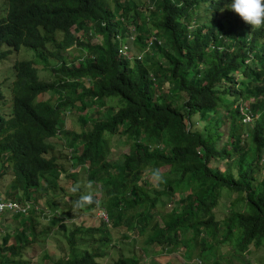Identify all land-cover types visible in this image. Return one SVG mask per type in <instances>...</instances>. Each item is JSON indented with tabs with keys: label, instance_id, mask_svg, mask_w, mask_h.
I'll use <instances>...</instances> for the list:
<instances>
[{
	"label": "trees",
	"instance_id": "trees-1",
	"mask_svg": "<svg viewBox=\"0 0 264 264\" xmlns=\"http://www.w3.org/2000/svg\"><path fill=\"white\" fill-rule=\"evenodd\" d=\"M5 3L0 45L23 44L33 50V59L47 68L58 66L54 69L60 74L46 81L34 62L15 65V116L0 123V192L4 189L6 196L18 200L46 198L52 214L49 226L39 233L33 212L25 220L20 216L21 232H11L1 222L0 264H29V243L37 234L54 233L53 227L64 232L69 251L84 242L80 227L71 230L59 222L57 201L46 196L63 171L57 156H46L54 148L46 140L53 138H68L70 160L107 193L103 202L94 194L75 199L87 211L99 205L107 212L103 226L81 230L101 232L96 237L101 244L112 242L110 228L124 226L142 236L144 245L159 247L160 253L179 245L188 253L198 249L197 264H233L231 258L264 245V27L253 30L238 14L219 19L231 0H147L140 8L133 0H115L113 6L105 0ZM201 9L209 13L208 23L201 21ZM127 33L140 54L119 52ZM94 35L101 36L100 44L87 40ZM151 35L156 39L148 44ZM72 46L84 53L78 64H67L65 51ZM48 91L72 94L71 109L74 103L82 111L96 105L99 115L81 132L67 131L58 115L69 100L63 97L52 105L41 98ZM250 97L253 102L243 103ZM107 98H116L119 105L107 106L109 113L102 114ZM220 107H225L230 122L218 148ZM244 112L251 115L243 123L246 129L239 121ZM114 135H125L129 149L109 162L108 140ZM214 159H227L226 166L232 164L234 171L212 165ZM163 166L179 170L170 178L160 171ZM9 169L10 180L4 176ZM153 170H159L161 181L154 179ZM42 175L48 177L44 185ZM222 188L236 193L230 203L240 209H230L220 219L214 209ZM160 199V205L173 199L169 216L159 217ZM227 245L231 253L224 256L221 251ZM102 254L72 252L55 260L42 256L41 264H95ZM116 264L147 263L132 255Z\"/></svg>",
	"mask_w": 264,
	"mask_h": 264
},
{
	"label": "rangeland",
	"instance_id": "rangeland-1",
	"mask_svg": "<svg viewBox=\"0 0 264 264\" xmlns=\"http://www.w3.org/2000/svg\"><path fill=\"white\" fill-rule=\"evenodd\" d=\"M107 1L111 6H113L115 0H105ZM133 2L137 5V7H146L147 6V0H133ZM6 10V3L5 0H0V12H5ZM201 15L203 16L201 18V21H206L210 15L209 13H205L201 9ZM237 13L230 9H223L221 13L218 15V18L226 21L234 19ZM208 23V20H207ZM190 26V25H189ZM132 25L130 26V28ZM191 27V26H190ZM128 27V30L130 29ZM131 32V29H130ZM77 36L80 38L81 33H77ZM131 36L127 33L125 36V39L123 42H125L123 46V52L127 53L128 56H136L140 54L138 45L131 44L130 41ZM86 40V38H85ZM89 42L92 44H100L101 42V36L100 35H94L91 38H87ZM127 42V43H126ZM133 45V46H132ZM132 46V47H131ZM129 47V49H127ZM50 50H54L52 47H48ZM23 52V53H20ZM18 52L11 51L6 58L7 61L2 62L0 66V84L5 86H11L12 81L14 80V71H10L9 68L12 67L14 57L13 54L20 53L21 56H19V60L30 58V52L29 49H22ZM141 51V50H140ZM65 52L68 61L67 64H70L71 62L73 64H78V59L82 58L83 51H80L76 49L74 46L69 47ZM10 55V56H9ZM12 56V59H11ZM49 61L53 64L54 61L52 60L53 57H48ZM28 60V59H25ZM35 66L38 69V74L40 79L42 80H52L54 79L55 74H60V71H56L54 68H58V66L53 65L51 68L45 67L41 61L36 62ZM242 79V77L239 75L238 80ZM244 78V77H243ZM86 84H90V81H86ZM63 97H67L68 103L62 106V108L59 111V119L61 122L64 123V129L67 131H72L79 133L84 128L88 127L89 120H92L95 118V116H98L96 105L89 106L87 110H80L76 103L75 107L72 109L70 108L71 104L70 101L73 98L72 94H65V93H45L42 98L48 102H50L52 105L57 103L58 100L62 99ZM254 101V97H250L249 99H245L243 103L250 104V102ZM112 105L114 107H117L119 105L118 100L116 98L112 99H106L105 100V106L101 107L100 113L102 114H108L109 108L107 106ZM8 103L7 100L4 101V103L1 106V112L4 114L8 113ZM234 107V105H233ZM225 108V107H224ZM223 107H220L219 110H221V113L219 114V118L222 119L221 125L219 127V131L221 132L220 140H218L217 147L220 148L222 146L221 141H224L227 138L228 134V127L230 119L226 115L227 110H225ZM197 120V115H194L192 117V121ZM248 119L245 118H239V121L241 125L246 122ZM83 121H87L84 123ZM243 128H247V125H242ZM244 130V129H243ZM244 132V131H243ZM126 136L125 135H114L111 136L108 140V146H109V153L107 155V160L109 162H115L119 160L124 153L127 152L129 149V145L126 143ZM48 141H51L54 145V148L51 150V154L58 157V161L63 166V170L61 171L58 178L56 177L58 186L57 188L52 192L49 191V193L46 195H52L54 198L56 196V200H58L57 204L61 209L65 207L64 213H59L60 221H70L71 215L69 212L74 211L76 214V217L74 219V222L77 224H82L85 226H103L102 223H100L103 220L104 212L98 208L96 209V212L93 213L95 210L91 211H83L76 208V205L74 204V197H78V195H82L84 197H88L90 194H94L98 202L104 201L107 197L106 192L101 191V184L97 183L95 180H88L85 176V171L83 168H79L78 166L71 165L70 160V147L67 145L68 138H64L63 140L53 138L48 139ZM65 157H68V159H64ZM73 161V159H71ZM227 159H214L211 161L212 165H216L221 169H226L230 171H234V167L232 164L227 165ZM68 164H70L68 166ZM68 166V167H67ZM67 167V169H66ZM176 170H179L178 167L171 168V170L163 166L160 168V171L162 172H168V177L172 178L175 175ZM73 174L77 175V177L73 176ZM261 174V171L259 172ZM6 178H8L6 176ZM154 182V179L151 178ZM5 181V179H3ZM117 184H119V178L116 177ZM59 186L61 187L60 190H58ZM224 190V191H223ZM228 189L222 188L221 196L219 198L218 204L215 207L214 211L217 218L222 219L224 216H226L227 212L230 209H240V205L238 204H231L230 201L234 200L236 197V193H230L227 191ZM57 192V193H56ZM153 195V194H152ZM179 195V194H178ZM178 195H175V198L178 197ZM45 199L43 200V203L45 204ZM162 199H160L158 203L159 208V217L160 216H169L170 215V209L174 207L173 199L165 201L163 205H160V202ZM41 207H44L42 204ZM49 214V213H48ZM35 223H36V230L37 232L41 231L47 224L48 221L45 220V218H42L40 214H33ZM159 219V218H158ZM3 223L8 226V229L12 232L15 230V232H21L22 226L20 225L19 219H15L14 217H7L3 220ZM67 224V223H66ZM1 227L0 224V238H1ZM53 230H55L54 233L49 234L48 236H44L43 234H37L36 241L29 243L30 248H28L25 252L26 258L29 260V264H41V256L46 255L50 259H57L58 257H61L63 255H66L68 251V246L66 244V240L64 237V232L57 229L56 227H53ZM127 233L130 235V238H122L121 235L124 233ZM28 231H25V235L27 236ZM101 235V232H97L96 234H83L84 242L79 243L75 246V248L72 251H68V254L75 253L78 256H83L86 254L87 251L93 252L94 250H98L101 252H104V254L100 255L96 258L95 264H116L117 260L123 256H132L136 255L143 261H146L147 264H197L198 258H197V250L191 251L188 253L189 249L182 248L180 245L177 248L173 249H166L164 252H158L159 247L157 246H146L143 243V237L142 236H135L131 234V230L126 229L124 226L118 227V228H110L109 235L112 237V242L101 244L100 241L97 239H93L94 237H98ZM90 239L89 242H87ZM87 242V243H86ZM228 245L224 246L222 251L225 255H229L231 251L228 249ZM233 264H264V245L259 247L257 250L251 251L250 253H244L242 256L239 257H233L231 258ZM45 262V261H44Z\"/></svg>",
	"mask_w": 264,
	"mask_h": 264
},
{
	"label": "clouds",
	"instance_id": "clouds-1",
	"mask_svg": "<svg viewBox=\"0 0 264 264\" xmlns=\"http://www.w3.org/2000/svg\"><path fill=\"white\" fill-rule=\"evenodd\" d=\"M228 8L231 9L232 11H234L235 13H237L239 15V17L245 23L250 24L252 26L253 30L254 29H259L261 27H264V0H231L230 6ZM131 32H133V28H131ZM124 39H125V37H124ZM123 40H122V45L120 46L119 52L121 53V50H122V54L128 56L127 53L123 52V46L125 45L124 44L125 42H123ZM130 41H132V36H131ZM26 48L28 49V47L24 46L23 44L19 45V47H17V48L12 47V46H7L5 44L0 45V66H1L2 62L8 60L6 58V56L11 51L16 53V52H18V51H20L22 49L24 50ZM29 52H30V58H25V59H28V60H25V59L19 60V56H21L23 58V56L20 54V53H23L21 51L18 54H13L12 55L14 57V59H12V56H11V59L14 60V61H13L12 67H10L9 70L11 72L14 71V80L12 81L11 86H8V85L5 86V85L0 84V118H2L0 120V123L9 121L10 119H12L15 116L16 110L14 109L15 108V104H14L13 93H12V90L14 89L13 87H14L16 79L18 77V73H17V69H16L15 65L16 64L20 65V64L28 62V61H35L36 63L39 62L38 60L32 58L33 57V53H34L33 50L29 49ZM0 74H1V71H0ZM86 81H88V80H86ZM48 92H45V93H48ZM45 93H43L42 96ZM42 96H41V98H42ZM5 100H7V103H8V106H7L8 107V113L7 114H4V113L1 112V106L4 103ZM46 141H48V139ZM51 150H48L47 155H46L47 157H54L55 156V155L51 154ZM66 158L68 159V157H66ZM56 161L58 163H60L58 161V157H57ZM74 162L75 161H73V162L71 161V165L72 166L75 165ZM69 165L70 164H68V166ZM67 167H66V169H67ZM63 171H65V170H63ZM4 176L9 177V180H10L11 176H12V170L9 169L6 173H4ZM152 176L154 177V179L156 181H161L162 180V177H161V174H160L159 170H153L152 171ZM41 177L43 179V180H41V185H44L45 184L44 180L46 181L48 177H46L44 175H42ZM57 186H58V183H57L56 187H54L50 191L53 192L57 188ZM60 189H61V187L59 186L58 190H60ZM49 196L52 197V195H49ZM78 196H80L82 198H87V197H84V196H82L80 194ZM52 198H54V197H52ZM54 199H56V196H55ZM73 199H74V204L76 205L77 209H80V210H83V211H87L81 205V203L79 201L78 202L75 201V199H77V197H74ZM56 201L58 202V200H56ZM0 203H4V204H6V203H16L17 204V207H14V209H10L7 206H5V208L0 210V223L1 222L3 223V220L5 218H7V217H11L12 218L11 215H15V217L17 215H19V221H20V216H23V220H25L26 217L31 214V212L36 213V214H40L42 218H45V216H46L45 220L48 221V218L52 214L51 210L43 202H41L40 200H34V199H23V200L12 199V198L6 196L4 189H2L1 192H0ZM42 204L44 205V207H41ZM79 205H81V206H79ZM99 209H101L104 212L103 219L107 221V212L103 208H99ZM61 211L64 212L65 211V207H63V209H61L58 212V215H59V213ZM95 212L96 211H93V213H95ZM69 214L71 215L70 221L68 222V221L63 220L60 223H64V224L67 223L66 224L67 225L66 228H69L71 230H73L77 226L80 227V232L78 234L83 235L81 233V230L82 229H86L88 226H85V225H82V224H77L76 222H74V219L76 217V214L74 213V211L69 212ZM47 226H49V225L47 224L45 227H47ZM36 232H37V230H36ZM39 232H37V233H39ZM93 234L94 233H92L91 235H93ZM93 239H96V237H94ZM89 241H90V239L87 242H89ZM29 248H30V246H29ZM68 251H67L66 255H63L62 257L67 258L68 257ZM87 252H89V251H87ZM93 252H89V253H93ZM42 256H46V255H42ZM46 259L48 260L50 258H48L46 256ZM53 260H55V259H53Z\"/></svg>",
	"mask_w": 264,
	"mask_h": 264
},
{
	"label": "built area",
	"instance_id": "built-area-1",
	"mask_svg": "<svg viewBox=\"0 0 264 264\" xmlns=\"http://www.w3.org/2000/svg\"><path fill=\"white\" fill-rule=\"evenodd\" d=\"M150 38L151 39L148 42L149 44H151L156 39V37L155 36H152V35H151ZM245 118H247L248 119L247 121H249L251 119V115L248 112H244L243 113V119H245ZM0 206H1L0 207V210H2L3 208H5V206H7L10 209H14V207H17V204L16 203H6V204L0 203Z\"/></svg>",
	"mask_w": 264,
	"mask_h": 264
}]
</instances>
